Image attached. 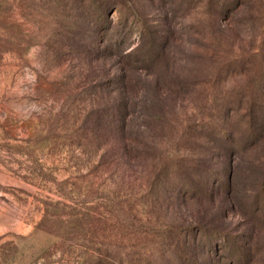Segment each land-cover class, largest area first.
Masks as SVG:
<instances>
[{
  "label": "rangeland",
  "instance_id": "rangeland-1",
  "mask_svg": "<svg viewBox=\"0 0 264 264\" xmlns=\"http://www.w3.org/2000/svg\"><path fill=\"white\" fill-rule=\"evenodd\" d=\"M261 85L264 0H0V264H264Z\"/></svg>",
  "mask_w": 264,
  "mask_h": 264
},
{
  "label": "trees",
  "instance_id": "trees-1",
  "mask_svg": "<svg viewBox=\"0 0 264 264\" xmlns=\"http://www.w3.org/2000/svg\"><path fill=\"white\" fill-rule=\"evenodd\" d=\"M260 87H264V85H261ZM255 112V111H254ZM253 131V130H252ZM251 131V132H252ZM101 260H104V262H106L107 260L106 259H101Z\"/></svg>",
  "mask_w": 264,
  "mask_h": 264
}]
</instances>
